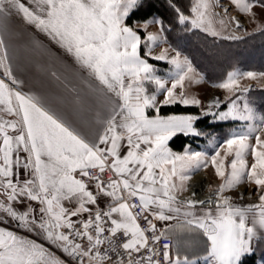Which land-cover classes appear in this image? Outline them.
Masks as SVG:
<instances>
[{"label":"snow or ice","instance_id":"snow-or-ice-1","mask_svg":"<svg viewBox=\"0 0 264 264\" xmlns=\"http://www.w3.org/2000/svg\"><path fill=\"white\" fill-rule=\"evenodd\" d=\"M167 2L179 24L214 37L243 38L233 7L257 25L254 32H264L256 11L264 17V0H190V15ZM145 6V0H0V264H244L264 243V112L249 102L254 85L242 83L264 80V71L236 68L212 85L224 100H209L201 115L241 122L210 142L212 155L173 152L168 142L178 133L203 135L194 127L200 116H161L160 106H200L186 82L199 85L204 77L178 51L152 55L165 41L163 20L145 21V29L156 24L159 32L143 41L126 23ZM13 37H26L31 51L83 85L87 101L70 89L72 116L98 127L94 140L56 114L49 98L24 90L15 74L23 68L7 42ZM149 58L174 70L161 77ZM62 82L67 87L68 78ZM222 103L227 111H214ZM209 165L221 183L203 199L194 190L185 196L192 175ZM106 169L114 178L105 181ZM185 237L202 251L173 255V245L161 243Z\"/></svg>","mask_w":264,"mask_h":264},{"label":"trees","instance_id":"trees-1","mask_svg":"<svg viewBox=\"0 0 264 264\" xmlns=\"http://www.w3.org/2000/svg\"><path fill=\"white\" fill-rule=\"evenodd\" d=\"M190 0H175L178 6L184 11L185 14L189 15V7L186 5ZM167 0H145V7H142L133 14H130V18L127 19V24L133 25L138 21H146L154 16H158L167 26L168 39L174 41L178 39L179 30H184L182 24H179L176 19V14L168 6ZM142 37L144 32L138 29ZM195 33V32H194ZM181 37V38H180ZM179 40L182 44L179 45L186 53L189 51L198 52L200 56L197 60H194V56L188 53L192 57V61L196 62V65L206 73L205 68L208 66L215 65L214 70L207 69L211 74H215L216 71L231 69L235 65H242L244 68L260 70L264 69V32L259 33L256 37L238 40L232 44L226 43L223 47L216 48L210 41L211 39L196 32L193 35L181 34ZM210 40V41H209ZM250 42L252 44L250 45ZM238 47V49L236 48ZM212 52V53H211ZM144 55V50L142 48ZM211 53V54H210ZM235 61V62H234ZM149 62L155 67L163 66L166 63L164 61H157L149 58ZM218 62V64H217ZM234 62V63H231ZM221 70V72H222ZM254 94L258 95L257 102L259 103V109L264 112V90L253 91ZM178 113H199L197 106H183V105H170L160 106V113L162 115L178 114ZM234 124L233 121L220 122L213 121L210 116H200V119L195 123L196 128L203 132V135L195 136H184L178 133L170 140V146L174 150H182L187 144L199 145V142H206L212 135H217L226 138L229 133V129ZM259 258L264 259V243H260L256 246L254 254L244 259V264H260Z\"/></svg>","mask_w":264,"mask_h":264},{"label":"crops","instance_id":"crops-1","mask_svg":"<svg viewBox=\"0 0 264 264\" xmlns=\"http://www.w3.org/2000/svg\"><path fill=\"white\" fill-rule=\"evenodd\" d=\"M15 23L18 25L19 21H16ZM128 25L133 27L138 32V34H140L138 29H141L144 32V34L146 33L145 30L147 29H145V26H144L145 21H138V22H135L133 25H130V24ZM148 26H150V24ZM141 39L142 41L144 40V37H142V35H141ZM7 42L9 43L11 48L16 50L17 56H18L16 63L21 65L23 68L22 71H15V69L14 71H15V74L19 78L24 80L25 82L24 90L25 91L32 90L34 92H37L49 98L50 107L56 114L69 119L73 123V126L76 127L81 132L82 135H84L89 140H94L95 139L94 133L99 131L98 127L95 125L93 126L82 125L78 121H76L72 116V110L75 107L74 97L76 93L70 91V89L76 88V90L80 93V96L83 100L87 101L88 99L86 95V89L83 88V85L80 84L79 80L73 74L66 73L60 63L49 62L46 59H42L36 52L31 51L26 46L27 45L26 37H22V38L13 37L7 40ZM142 48L144 50L143 44L141 46V55L144 56L142 53ZM152 55L153 56L158 55V50L156 47L152 48ZM52 72H56L57 75L60 76L61 79L56 80L54 77H52L51 76ZM65 77L68 78L67 87H65V83L62 82L65 80ZM169 86H170V83H169ZM152 88L153 86H149L150 91L152 90ZM54 97H62L63 102L56 101L55 99H53ZM163 98H164L163 94H159L157 96L158 106H160V101H162ZM147 114L150 117H154L157 115L155 109H148ZM159 115L169 116V115H197V114L178 113V114H168V115L159 114ZM194 127L196 128L195 124H194ZM213 140H215L216 142H220L223 139H219L217 137L208 138L206 142H199L200 146H197L196 144H187L182 150H174L170 146V141L168 142V146L169 148H171L173 152L179 153V154H182L187 148L191 151L207 152L209 155H212L213 149L210 145H208V143ZM250 162H251V158H250ZM199 171L205 172L207 176L209 177V179L212 180L214 183L218 185L221 183L220 178L215 175V170L211 167V165H209L208 168L201 169ZM157 223L159 224V222ZM41 242L44 243V241L42 240ZM198 245H199V242L197 240L189 239L187 237L183 239H176L174 240V243H173V255L176 254L177 249H179L182 254L187 252V254L189 255H191L193 251L201 252L202 246H198ZM46 247L51 248L52 251L56 252V255L61 254L55 248H53L50 244H47Z\"/></svg>","mask_w":264,"mask_h":264},{"label":"rangeland","instance_id":"rangeland-1","mask_svg":"<svg viewBox=\"0 0 264 264\" xmlns=\"http://www.w3.org/2000/svg\"><path fill=\"white\" fill-rule=\"evenodd\" d=\"M189 2L188 1L186 4L188 7H189ZM221 3H228V0H221ZM168 4V3H167ZM257 22L258 23H261V22H264V17H261L259 15V10L257 9ZM230 14L233 15V16H237L242 24H243V27L240 29V30H237L236 31V34L237 35H240L242 36L243 38L241 40H244V39H249V38H253V37H256L257 35H259V33L261 32H254V29L256 28V24H253V23H250L248 22V19L240 14L237 10H235V8L233 7L230 11ZM187 15V14H186ZM190 15V14H189ZM154 17H157L159 18L158 16H154ZM154 17L148 19V21L152 20ZM161 19V18H160ZM164 27H165V31L163 32V36L165 37V41L164 42H161L159 44V46H156L157 50H158V55L164 51L165 49L168 50V55L169 57L171 56H174L175 53L178 51L181 53V58L183 57H187L193 64V66L197 69V71L199 73H201L204 77V82L202 84H199V85H196V84H193V85H187V82H186V92L189 96H195L196 98L200 99L202 101L201 105L200 106H197L198 109H199V112L201 113L202 110H206V107H207V102L211 99H213V97H219L222 101L224 100V96H225V93L222 91V90H218L216 88H214L212 85L216 82H219L220 80H222L226 73L228 71H231L233 69H236V68H239L241 70H253V69H247V68H244L242 65H235L233 66L230 70L229 69H225V70H222V68H220L219 71H216L215 74H211V72L209 70H207L210 66H208V68H205V72H203L202 69H200L197 65H196V62L195 61H192V57L188 55V53L192 54L194 56V60H197L200 59L199 55L197 54L198 52H194V51H189V52H185L181 47H179L180 44H182L179 40V36L181 34H189V35H193L195 34L196 32H199V34L211 39L212 41H210V43H212L216 48H219L220 46L223 47L226 43H234V42H237L238 40H225V39H222L220 37H214V36H211L209 35L208 33H205L199 29H193L190 27V24L189 25H182V27L184 28V30H179L177 36H178V39H176L174 41V39L172 41H170L168 39V35L166 33L167 31V26L164 24ZM147 30L146 33L144 34V39L146 38L148 32H159V25H156V24H151L150 23V26H148L146 28ZM231 31V29H230ZM195 32V33H194ZM246 33H253L251 35H248ZM227 34V33H225ZM181 38V37H180ZM252 44V42H250V45ZM155 48V47H154ZM236 48V47H235ZM238 49V47L236 48ZM239 50V49H238ZM144 51H146V49L144 48ZM212 53V52H211ZM210 53V54H211ZM166 64L163 65V66H157L156 68V74L161 76V77H165L167 78V75L170 71H173V66L171 64H169L167 61H164ZM235 62V61H234ZM234 62H231V63H234ZM218 64V62H217ZM215 65L213 64L210 69H213L214 70V67ZM222 70V72H221ZM256 71H264V69H260V70H256ZM242 83L244 84H247V83H252L254 85V90L253 91H260L262 90V86H264V80H260V81H256V82H248V81H243ZM154 88V86H153ZM253 91H250L247 95H248V98H249V102L258 110V111H261L258 107H259V103L257 102V99L258 98V95L254 94ZM217 92L216 95H214V93ZM260 100V99H259ZM239 104H243V101H238ZM214 111H227V106H226V103H222L221 104V107L220 109H214ZM262 112V111H261ZM212 118L213 121L217 122L216 120H214V118L212 116H210ZM231 121V120H229ZM220 122H228V121H220ZM234 124L231 126V128L229 129V133L234 129V128H237L241 122L239 121H233ZM228 133V135H229ZM213 137H217L219 139H224V137H220V136H217V135H212L211 137L209 138H213ZM208 145H210V142L208 143ZM250 160V158H249ZM206 174V173H205ZM207 175V174H206ZM209 180V184L213 187L217 186L218 184L214 183L212 180ZM234 197L236 196V192H232L231 193ZM255 198H253L254 200ZM245 203H248V202H253V201H248L247 199L244 201ZM58 256H60L61 258H65L63 256V253L59 254ZM259 261H260V264H264V259L263 258H259Z\"/></svg>","mask_w":264,"mask_h":264},{"label":"built area","instance_id":"built-area-1","mask_svg":"<svg viewBox=\"0 0 264 264\" xmlns=\"http://www.w3.org/2000/svg\"><path fill=\"white\" fill-rule=\"evenodd\" d=\"M197 116H202V115H201V113L199 112V113L197 114ZM96 171H97V170H92L93 174H96ZM198 174H204V172H203V171H198V172H196V173L193 174L192 179L189 181V193H185V196L189 195L190 192H191L192 190L196 191V193H197V198H200V199H203V198L207 197V196L210 194V193H209V186H210L209 181L206 182V183H205V181H204V182L202 181V184H204V185H200L199 187L193 186V185H195V184H194L195 181H197V180H195V178L198 176ZM110 178H114V177H113V174L111 173V171H109V170L106 169V174H105V176H104V179H105V181H107V180H109ZM217 186H218V185H217ZM231 195H232V194H231ZM232 196H233V195H232ZM233 197H234V196H233ZM234 198H235V197H234ZM131 202H132V203L139 204L138 199H133ZM133 211H135V212H139L140 209L137 208V209H134ZM141 223H142V226H143V222H141ZM161 243H162V244H163V243H168V244H170V245H173L174 240H173L172 238L164 239V240H162Z\"/></svg>","mask_w":264,"mask_h":264},{"label":"bare ground","instance_id":"bare-ground-1","mask_svg":"<svg viewBox=\"0 0 264 264\" xmlns=\"http://www.w3.org/2000/svg\"><path fill=\"white\" fill-rule=\"evenodd\" d=\"M223 4H227V3H223ZM216 94H217V92L214 93V95H216ZM208 178L209 177L205 174V172H204V174H198V176L195 178V180H197V181H195V183H194L195 185H193V186L199 187L200 185H204V184H202V181L203 182L205 181V183H206L209 181Z\"/></svg>","mask_w":264,"mask_h":264}]
</instances>
